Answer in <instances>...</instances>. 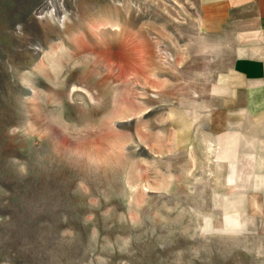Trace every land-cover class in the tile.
<instances>
[{
    "label": "rangeland",
    "instance_id": "rangeland-1",
    "mask_svg": "<svg viewBox=\"0 0 264 264\" xmlns=\"http://www.w3.org/2000/svg\"><path fill=\"white\" fill-rule=\"evenodd\" d=\"M204 2L0 0V264H264V33Z\"/></svg>",
    "mask_w": 264,
    "mask_h": 264
},
{
    "label": "crops",
    "instance_id": "crops-1",
    "mask_svg": "<svg viewBox=\"0 0 264 264\" xmlns=\"http://www.w3.org/2000/svg\"><path fill=\"white\" fill-rule=\"evenodd\" d=\"M204 3V7L207 9L204 17L206 23L219 26L238 13H246V19L240 20L249 23L251 21L248 20L250 13L254 15V27L251 30L264 33V0H205ZM245 53V56H239L234 60L233 71L243 82H256L258 85V81L264 79V59L247 56V50ZM259 86L250 89V108L251 103L258 105L263 102L264 88ZM263 108H258L256 111Z\"/></svg>",
    "mask_w": 264,
    "mask_h": 264
},
{
    "label": "bare ground",
    "instance_id": "bare-ground-1",
    "mask_svg": "<svg viewBox=\"0 0 264 264\" xmlns=\"http://www.w3.org/2000/svg\"><path fill=\"white\" fill-rule=\"evenodd\" d=\"M51 12H53V11H51ZM262 185L264 186V176H259L258 181H257V187H262Z\"/></svg>",
    "mask_w": 264,
    "mask_h": 264
}]
</instances>
